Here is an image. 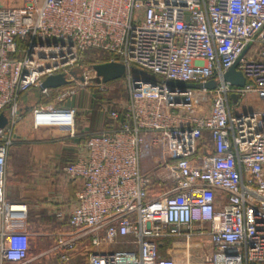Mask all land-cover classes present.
Listing matches in <instances>:
<instances>
[{"label": "built area", "instance_id": "2783aa9c", "mask_svg": "<svg viewBox=\"0 0 264 264\" xmlns=\"http://www.w3.org/2000/svg\"><path fill=\"white\" fill-rule=\"evenodd\" d=\"M92 49L124 64L129 95L119 109L102 104L115 126L62 168L79 187L68 216L56 212L70 228L47 264H264V0H0V113L10 119L0 129V264L39 257L18 230L29 204L6 196L20 98L38 88L64 103L86 89L84 78L73 88V69ZM236 63L244 86L225 79ZM55 74L70 83L42 88ZM77 113L38 105L33 126L74 135ZM154 175L162 190L152 197Z\"/></svg>", "mask_w": 264, "mask_h": 264}, {"label": "crops", "instance_id": "0c3cea01", "mask_svg": "<svg viewBox=\"0 0 264 264\" xmlns=\"http://www.w3.org/2000/svg\"><path fill=\"white\" fill-rule=\"evenodd\" d=\"M34 93L29 91L23 94L19 101L20 116L14 126V142L8 160L6 187L9 201L27 202L30 211H34L31 220L28 219V222L18 225V230L29 233L32 240L33 235H42L41 232H34L37 227L33 223L39 224L40 231L41 227L48 224L41 218L43 211L56 216V212L62 210L68 216L75 204L79 184L64 174L63 166L77 159L80 146L86 138L94 133L111 130L115 126L110 118L107 120L103 114H99L96 107H90V99L87 101L84 99L85 101L80 104L79 98L76 100L75 95L64 103L58 101L53 103L36 99L35 95L40 92ZM38 105L77 107L75 134L71 135L68 128L35 129L33 109Z\"/></svg>", "mask_w": 264, "mask_h": 264}, {"label": "rangeland", "instance_id": "374dc122", "mask_svg": "<svg viewBox=\"0 0 264 264\" xmlns=\"http://www.w3.org/2000/svg\"><path fill=\"white\" fill-rule=\"evenodd\" d=\"M108 57H109V54L102 50H95V49L89 50L82 56V59H81L82 63H80L79 66H76L73 69L74 75H75L74 79H77V81L74 80L72 83L73 88H76L79 90V83L83 81L81 79L84 78V81L87 80V84L85 87L86 89L80 91L76 95L75 99L77 100L79 98L78 101H80V104L83 103L85 100L87 101L90 99V107H96V110L99 114L103 110L102 104H105L107 108L110 110L119 109L121 108V106H123V104L125 103L129 95L128 86L125 80L122 78L108 82V83L96 82V80H99V78L96 76L95 70L92 69L93 68L92 65L97 64V63H102L105 60H107ZM35 89H38V88H34L30 91L34 93L35 91L33 90ZM38 90L39 91H36L35 93H38V92L40 93H38V95H35L36 99H40L44 101H48L50 99L53 103L58 101L57 99L58 97H56L58 93L56 95L52 94V96L47 97L41 93L40 89ZM84 91L85 93L82 94V92ZM90 94L93 97H91ZM36 99H34V101H36ZM209 105L210 104L208 103V107ZM206 109H208L207 106H206ZM105 111L103 112V115L105 116L107 120H109L108 112L107 111L105 112ZM18 112L19 114H18L17 122L20 116V111ZM153 136H154L153 134H150V137H153ZM161 150H162L161 148L155 149L151 152H148L146 155L142 157L141 168H142L143 173L150 174L156 169L157 164L155 162L154 156L155 155L160 156ZM152 180H153V184H152L153 187H152L151 196L155 197V196H158V191L162 190V184L160 185V183H158V178L155 175ZM33 215H34V211H30V217H29L30 220L33 217ZM41 218L44 219V223L47 222L48 224H46L45 227H41L42 230L40 231L38 230L39 224L36 221H34L36 222V224L33 223V225L37 227L36 229H34V232L42 233V235H38V236L33 235L34 239L32 241L33 244L31 248L30 256L31 257L39 256L38 258L34 260V264H47V263L56 261L57 260V256L55 255L56 251L53 250L52 248L56 243L57 234L58 232L65 231L70 228L66 220H59L53 213L48 214L46 211H43ZM204 241H205L206 249L207 248L209 249L211 247L209 241L207 239H204ZM85 244H87V246H90V243L86 241L80 245L79 247L80 251H85ZM42 253H44V255H42ZM86 254L87 252L85 251V254H78L76 257H73L72 260L79 261L85 258ZM195 259L197 261L200 260L199 258H195ZM179 260H181L182 262L184 261L183 254H180Z\"/></svg>", "mask_w": 264, "mask_h": 264}, {"label": "water", "instance_id": "95a60500", "mask_svg": "<svg viewBox=\"0 0 264 264\" xmlns=\"http://www.w3.org/2000/svg\"><path fill=\"white\" fill-rule=\"evenodd\" d=\"M94 70L96 71L97 77L103 83H108L123 77L124 73L126 72V67L124 64L119 62H105L100 64L93 65ZM141 73H143L141 71ZM83 79V78H82ZM225 79L236 84L238 86H244L246 83V78L243 73L237 70V63L234 64L225 74ZM152 80L151 78L147 79L145 82H149ZM70 81L66 78L64 74H55L48 76L42 82V88H59L64 85H68ZM154 84V82H152ZM170 86H178L180 90H185L186 88H199L205 87L207 89H214L216 86V82L209 81L203 85L191 84V83H184V82H177V81H170L168 82ZM234 100L237 99V95L232 96ZM10 119L8 115L3 112L0 113V129H3L9 125Z\"/></svg>", "mask_w": 264, "mask_h": 264}, {"label": "trees", "instance_id": "16d2710c", "mask_svg": "<svg viewBox=\"0 0 264 264\" xmlns=\"http://www.w3.org/2000/svg\"><path fill=\"white\" fill-rule=\"evenodd\" d=\"M49 102L51 101L50 99L48 100ZM87 139V138H86ZM85 139V140H86ZM84 140V141H85ZM210 141V135H209V133H207V132H204V134H203V138H202V142L203 143H208ZM76 161V159H74L73 161H71V162H69V163H67V164H70V163H72V162H75ZM66 164V165H67Z\"/></svg>", "mask_w": 264, "mask_h": 264}]
</instances>
